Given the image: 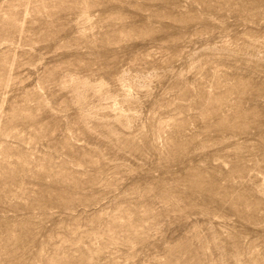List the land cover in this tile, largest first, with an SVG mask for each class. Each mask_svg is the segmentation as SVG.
<instances>
[{"label": "rangeland", "instance_id": "rangeland-1", "mask_svg": "<svg viewBox=\"0 0 264 264\" xmlns=\"http://www.w3.org/2000/svg\"><path fill=\"white\" fill-rule=\"evenodd\" d=\"M0 264H264V0H0Z\"/></svg>", "mask_w": 264, "mask_h": 264}]
</instances>
